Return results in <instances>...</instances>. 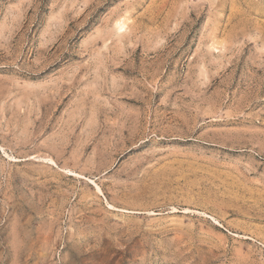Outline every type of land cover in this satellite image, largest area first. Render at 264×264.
I'll return each instance as SVG.
<instances>
[{
    "label": "rangeland",
    "instance_id": "374dc122",
    "mask_svg": "<svg viewBox=\"0 0 264 264\" xmlns=\"http://www.w3.org/2000/svg\"><path fill=\"white\" fill-rule=\"evenodd\" d=\"M0 264H264V0H0Z\"/></svg>",
    "mask_w": 264,
    "mask_h": 264
},
{
    "label": "bare ground",
    "instance_id": "6f19581e",
    "mask_svg": "<svg viewBox=\"0 0 264 264\" xmlns=\"http://www.w3.org/2000/svg\"><path fill=\"white\" fill-rule=\"evenodd\" d=\"M122 22H123V21H122ZM118 24H119V23H118ZM123 24H124V23L120 24V27H122V28H123ZM99 189H100V188H99Z\"/></svg>",
    "mask_w": 264,
    "mask_h": 264
}]
</instances>
